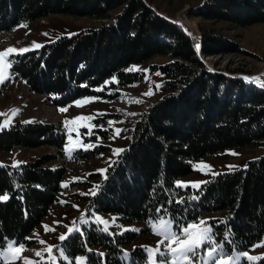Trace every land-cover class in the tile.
<instances>
[{
  "label": "trees",
  "instance_id": "16d2710c",
  "mask_svg": "<svg viewBox=\"0 0 264 264\" xmlns=\"http://www.w3.org/2000/svg\"><path fill=\"white\" fill-rule=\"evenodd\" d=\"M54 14L103 24L14 58V78L53 106L90 96L116 98L105 90L144 80L142 72L132 70L134 65L170 58L154 67L165 78L168 93L135 124L131 144L108 168L89 207L116 215L122 223H146L161 206L167 210L161 214L174 218L175 224L223 213L210 224L218 225L214 227L218 242L225 229H231L227 251H246L259 244L264 238V156L244 168L218 173L197 191L175 188V183L195 173L193 162L202 158L234 148L264 147V88L210 71L184 30L159 16L145 0H0V36L12 33L21 22ZM195 16L246 28L264 22V0H210ZM201 31L206 56L238 52L222 35ZM65 142V134L53 124L17 122L0 131V152L53 146L62 155ZM98 151L83 157L91 159ZM56 159L46 155L19 167H0V196L9 197L0 201V246L6 240L32 246L30 236L60 200L67 171L50 168ZM190 195L199 199L189 200ZM179 198L183 204L175 203ZM225 220L227 224L220 223ZM92 229L64 240L66 252L87 255L89 264H97L101 259L94 247L108 249L107 258L115 260L133 242L116 236L114 243L95 226Z\"/></svg>",
  "mask_w": 264,
  "mask_h": 264
},
{
  "label": "rangeland",
  "instance_id": "374dc122",
  "mask_svg": "<svg viewBox=\"0 0 264 264\" xmlns=\"http://www.w3.org/2000/svg\"><path fill=\"white\" fill-rule=\"evenodd\" d=\"M145 1L159 16L173 21L180 28L183 27L182 29L191 36L194 46L197 45L198 40L199 43L201 42L202 28L222 35L235 45L234 51L237 49L238 52H226L214 56H206L203 52V46L199 51L195 47L198 57L210 71L234 79H241L244 82L246 81L243 77H261L264 80V22L256 23L246 28H236L229 23L210 22L195 16L199 9L210 3V0ZM102 24L103 22L96 19L65 14L50 15L34 22H21L13 28L12 33L0 36V51H5L10 47L16 49L31 47L33 42L44 46L54 42L61 36L73 35L88 29H96ZM15 57L10 56L9 59H14ZM169 61V57H156L146 63L134 65L132 70L142 72L145 76L144 80L129 86L105 90L109 95H117L116 98L84 97L64 107L46 103L44 95L31 92L25 82L14 78L15 76L11 71L12 68L10 69V78L5 83L0 84V114H3L0 115V124L10 121V124L3 129L17 122L53 124L59 132L65 134L66 142L62 155L53 146H42L36 149L15 148L10 152H0V167L6 165L13 167V164H18L16 167H19L31 160H38L46 155H54L57 159L49 166L53 169L65 168L67 172L62 180L61 187L63 184L68 185L66 188L62 187L58 196L60 199L59 203L50 209L48 216L30 236L29 239L33 241L32 246L26 247L27 250L22 252L21 258L13 262V264H24L25 260H30L33 264H40V257L35 256L34 253L43 251L49 246H53L55 251L54 246L61 244L59 240L61 234H66V239L70 237L67 234V228L64 226L70 227L73 220L78 222V218L82 214H86L87 218L91 220L93 219L92 212L109 222L115 218V224L109 229L112 234L101 231L100 226L95 223L82 225L84 234L85 232L90 233L95 226L106 238H112L114 243L117 241L115 239L116 236H118V239L124 240L133 238L131 245L122 246L124 248H122L115 260L107 258L110 252L108 249H104L105 252H103V249L101 250L99 246L94 247L95 252L103 254L100 255V264H143L144 248H155L157 246L160 237L153 234L147 223H122L116 215H106L95 211L92 207H89V201L97 195L100 189H98L95 196L91 195L90 189L93 185H102L105 180L106 173L102 175L98 170H108L124 152L114 155L112 150L128 149L135 124L141 119L143 114L147 113L152 106L157 104L168 93L164 86L165 78L154 67L164 65ZM248 84L257 87L255 83ZM148 92L152 94L144 95V93ZM84 100L88 102L81 106L76 105L77 101ZM137 100L141 102H134ZM61 108H66L67 111L61 112ZM14 111L15 115H13ZM80 116H92L94 119L91 121H80L77 119ZM73 120L76 123L65 125V121ZM110 120L118 123L109 126L107 122ZM93 125L97 126L93 128V135H85L88 132V128ZM69 129H72L71 133H69ZM114 129H122L123 131L120 132L119 136L114 137ZM69 135L72 137L71 143L69 142ZM82 144H91L92 147L84 150ZM97 150H99L97 155L91 159L83 157L85 154L96 152ZM69 154L73 157L72 159L68 158ZM262 156H264V147L262 146L226 150L193 162L195 173L180 178L176 182L184 184L202 182L201 188L204 183L218 173L244 168L248 161ZM199 164L210 166L211 172L207 175L203 174L195 167V165ZM229 165L234 167L230 169ZM81 193H85V195H81ZM73 205L77 207H73ZM223 216V213L208 214L199 219L210 223L212 219L222 218ZM175 225L174 223V227ZM44 226H48L49 230L47 232ZM131 229H135V231ZM121 232L122 234H120ZM39 240H43L45 244L38 243ZM257 245H264V238ZM257 245L246 251L235 252H247L250 256L264 257V246ZM125 251L130 254L127 261L122 259ZM66 254L73 259L74 264L75 256L69 252H66ZM79 256L87 257V264H89L87 255H78L76 257ZM45 257H47L46 252ZM263 260L260 259L255 264H262ZM56 264H67V261L57 258ZM242 264H248L246 257Z\"/></svg>",
  "mask_w": 264,
  "mask_h": 264
},
{
  "label": "snow or ice",
  "instance_id": "6c2138e0",
  "mask_svg": "<svg viewBox=\"0 0 264 264\" xmlns=\"http://www.w3.org/2000/svg\"><path fill=\"white\" fill-rule=\"evenodd\" d=\"M47 35V34H45ZM43 47V45L33 42L31 47H26L22 49H16L14 47H10L5 51H0V84L5 83L6 80L10 78V69L12 65L17 63L15 59H9L10 56L23 55L29 51L37 50ZM199 49V45H197V50ZM159 75V73H157ZM243 79L248 83H255L257 87L264 88V80L261 77H243ZM112 82L118 83L113 78ZM159 87V86H157ZM151 92L144 93V95H151ZM95 99V98H91ZM88 102L77 101L76 105L81 106L84 103ZM136 103H140L141 101H134ZM61 112H66V108H61ZM15 111L13 115H15ZM3 115V114H0ZM80 121H91L94 119L92 116H80L77 118ZM70 123H76L73 121H65V125L67 126ZM109 126L118 123L117 121H108ZM122 123V122H120ZM10 121H5L4 124H0V130L4 127L8 126ZM84 127H88L87 125H83ZM97 127L93 125L88 128V132L85 134L87 136L93 135V128ZM102 127V126H101ZM72 129H69V133H71ZM122 129H114L113 135L114 137L119 136ZM99 139V137H97ZM69 142H72V137L69 135ZM84 150H88L92 147L91 144H82ZM67 151V150H66ZM113 154H119L125 151L124 149H113ZM232 155H236L235 153H231ZM69 159L73 157L69 154ZM13 167L18 166V164H13ZM196 169L201 171L203 174L207 175L211 172V167L206 164L195 165ZM230 169L234 166L229 165ZM246 167V166H245ZM102 175L107 172V169L98 170ZM107 177L105 176V179ZM202 182H192L188 184H184L181 182H176L175 188H192L194 191L200 190V185ZM62 187H68L67 184H63ZM101 185H93L90 189V194L95 196L98 189ZM81 195H85V193H81ZM8 195L4 194L0 196V201H6L8 199ZM189 200H197L199 199L196 195H190L188 197ZM172 203V201H169ZM176 204H183L184 199L179 198L175 200ZM73 207H77L73 205ZM157 213L155 218L149 219L146 221L149 228L152 230L153 234L160 237L158 244L155 248H144V261L143 264H242L244 258H247L248 264H255V262L260 259H264V257H256L250 256L247 252L237 253L234 250L229 252L225 249V242L231 244V241L228 237L231 234V229L226 228L222 239L218 242L216 240V234L214 233V227H218V225H212L208 221L199 219L197 221L189 222L186 224H176L174 227V218L169 219L167 215H162L161 213H166L167 210L163 208V206L155 209ZM93 219L89 220L86 214H82L77 220H73L71 226H64L67 228V234L71 235L74 232L79 233L80 236L84 235V231L82 230V225H90L95 223L100 226V230L112 234L109 232L110 227L115 224V218L112 219L111 222L102 219L95 212L91 213ZM59 223V222H57ZM220 223L227 224V221H220ZM46 232L49 230L48 226H44ZM135 231V229H131ZM122 234V232L120 233ZM27 239V238H26ZM66 239V234H61L59 236V240L61 241L60 245L47 247L43 251L35 252V256L40 257V264H56L57 258L63 259L67 261V264H73V259L69 258L66 254V246L63 245V241ZM38 243L45 244L43 240H39ZM83 247H87L86 244H82ZM264 246V245H257ZM27 250L26 245L20 243L18 244L16 241H7L4 246H0V264H13L16 260L21 258V254L23 251ZM90 251V249H89ZM45 252L47 253V257H45ZM103 255V254H100ZM129 253L126 251L123 253L122 259L127 261L129 258ZM24 264H33L30 260H25ZM74 264H87V257L79 256L74 258ZM97 264H100L97 261Z\"/></svg>",
  "mask_w": 264,
  "mask_h": 264
},
{
  "label": "water",
  "instance_id": "95a60500",
  "mask_svg": "<svg viewBox=\"0 0 264 264\" xmlns=\"http://www.w3.org/2000/svg\"><path fill=\"white\" fill-rule=\"evenodd\" d=\"M148 5V4H147ZM152 10H154L152 7H150ZM155 11V10H154ZM168 21H170V20H168ZM170 22H173V21H170ZM174 23V22H173ZM176 24V23H175ZM182 28V27H181ZM185 32V31H184ZM186 33V32H185ZM187 34V33H186ZM188 35V34H187ZM189 36V35H188ZM190 37V36H189ZM201 43H202V37H201ZM201 47H202V45H201ZM258 88H260V87H258Z\"/></svg>",
  "mask_w": 264,
  "mask_h": 264
},
{
  "label": "bare ground",
  "instance_id": "6f19581e",
  "mask_svg": "<svg viewBox=\"0 0 264 264\" xmlns=\"http://www.w3.org/2000/svg\"><path fill=\"white\" fill-rule=\"evenodd\" d=\"M183 28V27H182ZM186 32V31H185ZM187 33V32H186ZM188 34V33H187ZM189 35V34H188ZM190 36V35H189ZM191 37V36H190ZM196 47V46H195ZM200 48H201V42H200Z\"/></svg>",
  "mask_w": 264,
  "mask_h": 264
}]
</instances>
